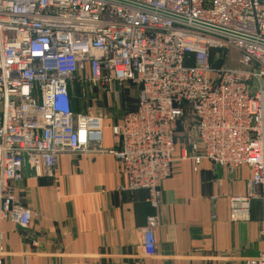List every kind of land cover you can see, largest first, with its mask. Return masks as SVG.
<instances>
[{
    "label": "built area",
    "instance_id": "obj_1",
    "mask_svg": "<svg viewBox=\"0 0 264 264\" xmlns=\"http://www.w3.org/2000/svg\"><path fill=\"white\" fill-rule=\"evenodd\" d=\"M225 48L238 65L213 68L210 53ZM76 83L135 88L109 149L101 117L72 110ZM187 114L194 137L179 151L194 170H251L246 194L228 198L232 221L249 218L256 187L264 208V0H0V222L26 229L36 217L16 193L25 167L51 178L60 156L89 152L112 156L117 191L144 192L156 210ZM156 225L146 218L143 257L155 255ZM228 264H264V250Z\"/></svg>",
    "mask_w": 264,
    "mask_h": 264
},
{
    "label": "crops",
    "instance_id": "obj_2",
    "mask_svg": "<svg viewBox=\"0 0 264 264\" xmlns=\"http://www.w3.org/2000/svg\"><path fill=\"white\" fill-rule=\"evenodd\" d=\"M71 107L89 113V104L79 106L72 94ZM102 147H111L110 135L103 133ZM173 157L156 210L144 192L117 191L118 164L108 154L60 156L51 178H35L25 167L16 191L36 217L26 229L0 222L3 264H228L259 255L260 189L246 220L232 221L228 200L246 194L251 170L229 172L206 160L194 170L176 146ZM150 215L157 217L155 255L143 257L140 237Z\"/></svg>",
    "mask_w": 264,
    "mask_h": 264
},
{
    "label": "rangeland",
    "instance_id": "obj_3",
    "mask_svg": "<svg viewBox=\"0 0 264 264\" xmlns=\"http://www.w3.org/2000/svg\"><path fill=\"white\" fill-rule=\"evenodd\" d=\"M210 63L213 68H231L238 65V54L236 51L225 48L220 51L210 53ZM76 83L75 88L71 90L74 102L79 106L89 104V113L99 115L102 119L104 137L110 135V126L117 123L123 113L134 106L136 91L131 84H125L122 88H115L113 93L104 94L95 88L88 91L87 83ZM89 94V100L82 95ZM97 97V103L91 101V96ZM193 119L190 114L185 115L180 123L176 137L175 146L179 148L184 146L194 137ZM17 193V191H16ZM18 195V194H17ZM20 197V195H18ZM21 198V197H20ZM22 200V199H21Z\"/></svg>",
    "mask_w": 264,
    "mask_h": 264
}]
</instances>
